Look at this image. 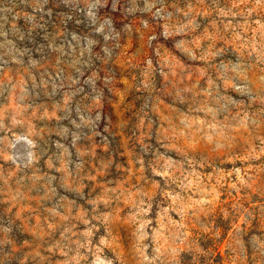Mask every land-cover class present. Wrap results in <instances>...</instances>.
Listing matches in <instances>:
<instances>
[{"label":"clouds","instance_id":"obj_1","mask_svg":"<svg viewBox=\"0 0 264 264\" xmlns=\"http://www.w3.org/2000/svg\"><path fill=\"white\" fill-rule=\"evenodd\" d=\"M142 34L150 51L140 57ZM214 36L222 42L201 43ZM129 39L135 46L125 52ZM161 45L185 69L162 59ZM113 89L137 105L127 133L142 182L127 187ZM93 158L97 167H87ZM260 171L264 0H0V204L10 214L38 200L43 218L27 236L0 216V264H197L190 225L207 232L217 189L247 198ZM160 185L163 200L150 191ZM125 202L131 229L121 256L112 222ZM231 209L225 231L241 215L264 217V204ZM228 259L264 264V231L237 229Z\"/></svg>","mask_w":264,"mask_h":264},{"label":"rangeland","instance_id":"obj_2","mask_svg":"<svg viewBox=\"0 0 264 264\" xmlns=\"http://www.w3.org/2000/svg\"><path fill=\"white\" fill-rule=\"evenodd\" d=\"M134 23H138L134 22ZM174 35L170 36V39H174ZM214 39L217 43H221L222 41L219 39V36L214 37H206L201 43L207 41V39ZM135 46L134 39H129L127 46L124 51L129 52ZM200 45L197 44L198 48ZM234 46V45H230ZM163 49L161 58L169 62L170 64L177 67V69H185V64L180 55L177 54L176 51L165 48L161 45ZM150 48L146 43V37L142 34L139 41V53L138 56L143 57L149 54ZM193 53V48L191 46H187L183 53L184 57H189ZM131 59V57H130ZM120 67L125 66L124 58L121 57L120 60L117 61ZM201 75L200 78L196 80V84L199 85L205 76V72L203 69H199ZM167 79V77H165ZM187 79L189 81L194 79V76L191 72L188 73ZM120 83H122L127 88L131 89L132 84L127 77H125ZM173 86H175V82H173ZM113 95L115 96V100L112 102V110L115 113L116 118L119 119V127L116 132L117 140L120 144V151L123 153L122 159H125L132 169L131 174L128 175L127 183L121 185V187H127L128 184H139L142 182V173L138 170V165L135 162L134 156L135 153L133 149V141L129 139L127 128L129 127L130 121L128 116L131 112H133L137 105L134 101L130 99V93H125L119 89H113ZM125 104L127 106L125 107ZM167 105L161 104V108L167 109ZM159 110V109H158ZM163 114V113H162ZM147 137L136 141V144L143 143ZM242 142L249 143L250 141L244 140L241 138ZM112 144L109 143L108 150H111ZM97 153L104 152L105 149L103 147L96 148ZM89 168L97 167L95 158L89 161ZM109 170L113 167V165H109ZM121 171L127 173V169H121ZM253 171H257L253 169ZM223 175V174H221ZM108 178V173H102L96 177V180L93 183L96 184L97 190L103 186L102 182ZM160 187L162 185L150 188L151 193L158 200H163L165 197L160 193ZM219 192V199L216 202L214 208H212L208 214L207 219L211 221V227L207 232L201 233L198 225L191 224V231L189 233L190 237L194 238L197 241V245L203 243L204 247L201 249L199 246L194 245L192 251L197 256V264H202L203 259L207 258L209 254H211V258L208 259V264H217V261H221V264H229L228 259V246L232 240L234 232L237 229H247L248 231L254 230L257 225L259 226L261 231H264V217L253 215L250 220L246 222V218L244 215L239 216L238 220L235 224L232 225V230L225 231L224 223L228 221L230 218V213L232 211L231 205L236 204L238 201L241 204L242 208L248 211H252L253 209H258L264 204V171L258 172L257 179L253 184L252 188L249 191L247 198H245L244 191H227L225 186H221L217 189ZM39 204L38 200L29 201L28 207H13L12 212L10 214L5 213V209L8 207L7 204H0V216H3L5 219L11 218L16 225L22 224L23 229L25 231V235L30 236L33 231V226L37 224H43V218L41 215H36L38 212L37 205ZM129 204L124 203L116 212V218L112 222L113 227L115 229V236L118 241L116 245L119 255L126 256L127 255V247L125 244L126 239L130 234L131 224L130 222L124 218L125 212L128 210ZM221 209H228L227 212H221ZM101 210H103V205H101ZM18 213V217H17ZM220 226V231L218 233L215 232L217 225ZM47 231V229H45ZM217 236H220L221 239L217 240ZM47 239V237H45ZM189 249L182 248V253H187ZM47 264V262H45Z\"/></svg>","mask_w":264,"mask_h":264}]
</instances>
